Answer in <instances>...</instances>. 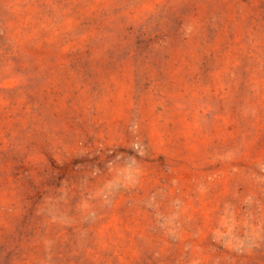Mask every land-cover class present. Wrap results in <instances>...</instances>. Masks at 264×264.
I'll list each match as a JSON object with an SVG mask.
<instances>
[{
    "label": "rangeland",
    "instance_id": "374dc122",
    "mask_svg": "<svg viewBox=\"0 0 264 264\" xmlns=\"http://www.w3.org/2000/svg\"><path fill=\"white\" fill-rule=\"evenodd\" d=\"M0 264H264V0H0Z\"/></svg>",
    "mask_w": 264,
    "mask_h": 264
}]
</instances>
